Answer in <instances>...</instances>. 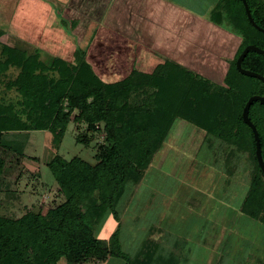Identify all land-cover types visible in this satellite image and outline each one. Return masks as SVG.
<instances>
[{
  "label": "trees",
  "instance_id": "16d2710c",
  "mask_svg": "<svg viewBox=\"0 0 264 264\" xmlns=\"http://www.w3.org/2000/svg\"><path fill=\"white\" fill-rule=\"evenodd\" d=\"M246 2L255 24L264 30V1ZM213 12L218 17L213 23L230 28L240 39L221 83L168 59L151 73L134 68L123 78L106 81L94 72L82 48L75 49L72 62L43 60L38 53L27 55L0 41V139L11 132L43 130L59 143L72 124L75 142L95 149L93 163L59 155L47 163L61 203L45 214L0 216V264H102L110 257L125 264H182L186 241L155 225L132 255L122 252L120 243V214L176 120L194 126L205 141H218L229 158L248 155L254 170L240 211L264 225V173L253 133L242 118L247 100L264 95V83L236 69L245 47L264 50V32L249 22L241 0H221ZM241 66L264 77L262 54L248 52ZM248 118L256 127L264 163V104L252 102ZM101 134L103 141L97 143ZM3 167L0 156V175ZM106 214L118 227L109 239H99L95 233ZM157 232L172 239L173 249L156 241ZM256 261L264 264V258Z\"/></svg>",
  "mask_w": 264,
  "mask_h": 264
},
{
  "label": "rangeland",
  "instance_id": "374dc122",
  "mask_svg": "<svg viewBox=\"0 0 264 264\" xmlns=\"http://www.w3.org/2000/svg\"><path fill=\"white\" fill-rule=\"evenodd\" d=\"M52 4L55 10L44 31L42 42L46 44L47 52L42 54V59L58 57L72 62L73 46H76L72 33H75L74 28L76 31L78 29L76 21L60 22L55 14V1ZM83 29L86 30L84 25L77 32L82 33ZM141 29L140 24L128 25L127 33L130 30L137 36L141 34L138 33ZM0 30L3 34L8 32L4 24L0 25ZM3 34L1 43L9 45L11 41ZM77 40L83 48L85 38L81 36ZM142 45L140 47L147 50L146 43ZM103 48H99L96 54H103L102 58L107 59L91 60L95 73L106 81L123 78L134 68L151 73L155 65L150 56L138 54L137 50L135 52L123 46L115 39H107ZM31 49L32 46L26 47L28 52ZM90 54L91 50L89 57ZM105 54L108 56L104 57ZM86 59L91 62L90 58ZM109 66H113V69L106 72ZM108 73L110 75H106ZM73 126H68L59 143L55 136L43 130L3 135L0 139V156L4 160L0 175V216L10 213L8 217L18 218L27 212L45 214L63 201L47 163L57 155L66 160L78 157L93 163L95 155L93 145L86 148L75 142ZM103 137L102 134L98 135L95 141L102 143ZM206 141L191 124L181 120L173 123L169 138L120 214L122 252L132 255L149 227L155 225L156 230H168V233L186 241L183 246L188 251L182 264H257V258H264V225L247 217L239 209L249 188L254 165L247 154H236V157L229 158L227 149L222 148L218 141ZM115 224L113 217L106 214L96 230V237L107 238ZM156 238L168 250L173 249V241L167 235L157 232ZM219 255H223L222 260ZM102 264L125 263L121 258L110 257Z\"/></svg>",
  "mask_w": 264,
  "mask_h": 264
},
{
  "label": "crops",
  "instance_id": "0c3cea01",
  "mask_svg": "<svg viewBox=\"0 0 264 264\" xmlns=\"http://www.w3.org/2000/svg\"><path fill=\"white\" fill-rule=\"evenodd\" d=\"M53 1L56 3V18L60 22L76 21L77 31L83 25L86 28L82 33L74 28L75 33L72 35L76 46L73 47L81 48L77 39L83 36L86 41L82 49L90 60L107 59L102 58L103 54L98 56L96 52L103 48L107 39H115L123 46H128L135 52L137 50L138 54L150 56L155 64L152 71L168 59L221 83L228 70V63L240 45V39L232 34L231 30H226L227 27L209 23L217 21L218 17H213V9L219 6L221 0H0V25H6L8 32L3 35L11 41L7 46L24 51L27 55L38 53L42 58V54L47 52L46 44L42 41L49 17L55 10ZM209 16L213 18L209 19ZM136 24L142 27L138 32L141 34L134 36L130 30L127 33L128 25ZM144 42L147 50L140 47H143ZM138 44L139 46H136ZM28 45L32 46L29 52L26 50ZM112 56L111 53L110 57ZM156 59H159V62ZM88 62L93 67V61ZM112 69L113 66H109L106 72ZM9 215L10 213L6 216ZM115 223L105 239H109L116 231L118 223Z\"/></svg>",
  "mask_w": 264,
  "mask_h": 264
},
{
  "label": "water",
  "instance_id": "95a60500",
  "mask_svg": "<svg viewBox=\"0 0 264 264\" xmlns=\"http://www.w3.org/2000/svg\"><path fill=\"white\" fill-rule=\"evenodd\" d=\"M241 1H242L243 6H244L245 13H246V16H247V19L249 20V22L257 30L264 32L263 29L259 28L255 24L254 19L252 18L253 16L251 15V12L249 10V7H248V4H247L246 0H241ZM250 51H254V52L258 53V54L264 55V50L259 49V48L255 47V46H252V45L247 46V47L244 48V50L242 51V53L239 55V57L236 60V69H237V71L239 73H241L243 75H246V76L255 77V78L261 80L264 83V77H262L259 74H256L255 72L253 73V72H250V71H246L241 66L244 57ZM254 101H259L261 104H264V95L263 96H252V97H250L247 100V102H246V104H245V106L243 108V111H242V118H243L244 123H246L250 127V129H251V131L253 133V137H254V141H255V149H256L255 150V155H256L257 163H258L261 171L264 173V163H263V159H262V155H261V148H260V142H259L258 133H257L256 127L251 123V121L248 118V112H249L250 105Z\"/></svg>",
  "mask_w": 264,
  "mask_h": 264
}]
</instances>
